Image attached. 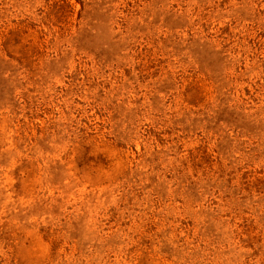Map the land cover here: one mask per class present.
Returning <instances> with one entry per match:
<instances>
[{"label": "rangeland", "instance_id": "374dc122", "mask_svg": "<svg viewBox=\"0 0 264 264\" xmlns=\"http://www.w3.org/2000/svg\"><path fill=\"white\" fill-rule=\"evenodd\" d=\"M0 264H264V0H0Z\"/></svg>", "mask_w": 264, "mask_h": 264}]
</instances>
